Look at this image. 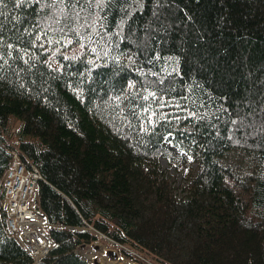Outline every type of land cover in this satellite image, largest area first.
<instances>
[{"label": "trees", "instance_id": "16d2710c", "mask_svg": "<svg viewBox=\"0 0 264 264\" xmlns=\"http://www.w3.org/2000/svg\"><path fill=\"white\" fill-rule=\"evenodd\" d=\"M8 146L41 172L48 264H95L90 225L157 264H264V0H0V264H34Z\"/></svg>", "mask_w": 264, "mask_h": 264}, {"label": "built area", "instance_id": "2783aa9c", "mask_svg": "<svg viewBox=\"0 0 264 264\" xmlns=\"http://www.w3.org/2000/svg\"><path fill=\"white\" fill-rule=\"evenodd\" d=\"M12 165L5 180L9 201L10 229L16 232L18 238L30 250L35 253H40V251L44 253L48 227L42 222L37 208L30 201L36 185L35 178L40 174L37 168L26 172L18 158L13 161Z\"/></svg>", "mask_w": 264, "mask_h": 264}, {"label": "rangeland", "instance_id": "374dc122", "mask_svg": "<svg viewBox=\"0 0 264 264\" xmlns=\"http://www.w3.org/2000/svg\"><path fill=\"white\" fill-rule=\"evenodd\" d=\"M59 50H61L64 53H75L78 48L74 45H70L69 43L59 45L57 47ZM19 122H14L13 128L18 127ZM166 145L172 146L173 144L171 142H168ZM179 151L178 149H176ZM239 161H243L244 159L242 157H239L236 155ZM188 165H194V163L190 160L187 162ZM160 166L161 169L164 170L167 174L171 176V179L173 180V184L176 187H179L178 191L182 190V186L187 183V177L186 174L188 172V168L184 167L182 170L177 169V167L173 164H171L168 159L164 156L160 158ZM83 257L86 259H89L90 261H93L96 264H151L149 261L144 260L139 256V259H135L131 256H127L131 254L130 252H125L128 254H125L123 252V248L121 245L116 244L113 245L111 241H109L107 238L102 236V239L96 240L90 244H86L84 247H79L76 249ZM110 250L118 251L116 255L109 254ZM123 254H125L123 256Z\"/></svg>", "mask_w": 264, "mask_h": 264}]
</instances>
